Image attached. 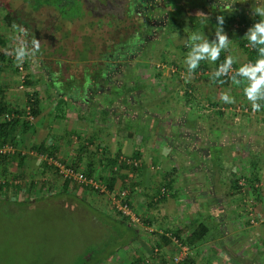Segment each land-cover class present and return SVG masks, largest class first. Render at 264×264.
Wrapping results in <instances>:
<instances>
[{
    "label": "crops",
    "instance_id": "0c3cea01",
    "mask_svg": "<svg viewBox=\"0 0 264 264\" xmlns=\"http://www.w3.org/2000/svg\"><path fill=\"white\" fill-rule=\"evenodd\" d=\"M198 1L202 4L205 1L204 6L213 13L233 1L227 6L239 9L236 18L259 19L252 13L258 0H244L243 3L240 0H195ZM213 23L212 40L215 39L217 21ZM246 31L237 29L228 35L232 43L224 57L235 56L237 63L233 65L236 67L254 62L258 57L255 49L241 46V41H247L243 38ZM4 52L1 67L9 60ZM200 64L205 63L201 61ZM197 71L188 77H197ZM96 78L93 81L88 77L92 85L99 81L98 87H90V94L85 96L87 101L77 103L65 93L51 91L48 84L45 85L47 78L31 77L35 85H29L30 91L38 94L39 112L24 131L30 136L27 139L29 145L25 143L29 150L19 155L22 157L20 163L19 158L7 162L8 174L15 180L9 181L2 176L11 195H17V199L31 195L30 187L36 181L29 183V180L44 173H51L49 177L43 176L51 189L49 193L42 191L44 195L67 193L70 183L64 184L60 178L51 185V178L57 174L32 153L36 151L31 148L40 147L41 152L55 157L57 154L56 158L81 170L91 169V174L96 177L111 176L114 178L113 189L129 187V202L139 217V224L98 210L106 220L126 227L128 232L124 238L125 246H122L124 251H133L130 255L124 251L118 255L117 247L108 252L105 260L114 263L117 259V264H169L174 247L163 234L168 231L190 241L189 254L181 264H264V108L254 113L237 112L239 117L233 118L231 112L219 111L218 106L211 107L209 112H201L199 108L191 109V105H181L180 100L176 101L183 99L179 91L169 92L162 99L160 91L144 88L146 77H135L137 82L130 77L125 85L122 82L127 77L118 81L113 77ZM10 79L14 81L13 77H0V97L7 105L14 106L17 97L13 95ZM39 80L43 89L36 86ZM229 85L230 95L235 98L232 104L249 106L250 102L243 95V84L235 85L230 81ZM54 98L56 105L70 102L72 106L69 107L83 108L87 115L77 116L73 112L68 119L59 118L49 106ZM89 106L93 108L92 113L88 112ZM16 128L11 135L13 142L20 137ZM121 156L136 158L138 164L117 163ZM24 174H27L25 179ZM29 174L36 175L30 177ZM239 178L244 181L243 190L237 185ZM161 187H165V192L159 197ZM33 191L37 193V190ZM247 196L253 200L258 219L254 226L247 225L243 213ZM206 219H211L217 228L215 236H209ZM197 232L198 237L192 239V233ZM150 244L152 248H149ZM154 247L157 251L152 253Z\"/></svg>",
    "mask_w": 264,
    "mask_h": 264
},
{
    "label": "rangeland",
    "instance_id": "374dc122",
    "mask_svg": "<svg viewBox=\"0 0 264 264\" xmlns=\"http://www.w3.org/2000/svg\"><path fill=\"white\" fill-rule=\"evenodd\" d=\"M125 1L126 0H83L82 8L84 11L82 15L84 16L81 19L64 23L63 18H61L56 19V22L50 23L57 24V30L60 29V31L55 30L56 28L49 30V32L53 34V39L61 38L63 39L62 43H64V46L59 43L52 51V53L57 54V49H60L65 56H62L61 60L64 58L68 61L64 65L65 69L63 68V73L65 74L64 86H72L75 83L74 87H82L80 90H86L83 88L90 87L88 83L89 79L85 78L86 71L90 72V78L93 79L96 72L93 70L95 65L93 67L92 64H94V59H98V54L107 55V52H112L114 47L121 45H123V47L126 45L129 46L130 42L135 39L136 35L129 36L134 29L132 27L134 23H132L133 20L131 21L130 17L132 19H135V17H133L131 13L130 17H127L129 15L126 10H129V7H124ZM133 1L134 0H132V3ZM6 2L12 8L14 15L19 13L17 18L20 20L15 23L19 25L24 24L23 26L27 27L29 32L31 29L30 27H33V29L36 30L34 36L38 40L42 31L45 32L43 28L46 27L45 24L49 23L55 15V12L46 6L31 10L22 0H6ZM157 2L159 5L158 10L155 11L156 15H158L159 18L163 17L162 21L156 26L158 32L149 33L151 29L149 23L146 21L147 25H145V23L142 22V34H147L144 35L146 36V43L142 44L143 46L141 45L142 48L138 50L137 54L128 59V61L131 62L130 69H125L126 71L123 69L122 73L118 71L117 77L113 79L118 81L121 77H127L124 78L122 82V84L125 85L130 77L135 79H132L134 82L138 81V78L135 77H146L144 88H148L153 92L160 91L163 93L161 94L163 95L161 96L162 99H164L169 92L171 94L173 91H179L183 99H176V101L180 100L179 103L184 106L191 105V109L199 108L201 112H209L211 107L218 106L219 111L231 112L230 114L233 118L239 117L237 112L249 113L250 111V113H254L251 104L249 106H241L238 104H225L221 101V92L227 90L223 87V84L221 85L218 81L214 82L210 79L214 72L211 62L204 61L205 64H201L204 65L205 68L197 71V77H188V75H186L187 67L184 64V58L189 51L186 47L188 36L192 32H202L205 36H208V39L211 41L212 39L210 36L214 29L213 21H216L218 15H223L224 20H228L225 21L223 25L227 35L234 33L232 31L237 29L232 26V22L240 20L236 18L240 12L237 7L228 8V6L232 5L233 1H229V3H226L225 7L218 8L214 13L210 8L204 6L205 1L203 4L199 1L197 3L195 0L194 2L191 0L155 1V3ZM1 3L0 0V5ZM102 3L106 5L102 6ZM79 10L80 8H77V11ZM198 13H203L207 18ZM3 15L4 11L0 6L1 53L15 44L14 30L12 27L10 28L5 25ZM244 20L251 21L252 18L250 20H248V18ZM108 23L110 26H108ZM238 29L240 30L242 28ZM89 41H91L94 49L86 51ZM248 46H246L247 49L250 47ZM44 51L45 49L41 51V53ZM76 55L79 57L77 58V63H70V58H76ZM80 55L84 56L85 59H82ZM7 56L9 60H6L2 67L0 65V77L6 76L14 78V81L13 79L9 81L13 86V95L17 97L16 105H19L22 104L24 100V93L30 91L31 85H35L32 81L30 84H25L26 78L30 80L31 77L41 78L42 76L35 60L26 59L21 65V69L18 70V65L14 58L9 55ZM44 61H48L46 65H49L50 60ZM113 61L115 63L112 62L111 64L117 66L119 60ZM120 66L121 65H119V67ZM67 74H73L74 76ZM20 77H23L21 78L22 81ZM74 77H84V84L80 83L81 79L77 84V79ZM161 77H166L167 79L164 80ZM52 79L54 80L55 77ZM95 79L97 78L95 77ZM95 79H93V81ZM154 79H157V81L152 82ZM190 79H192V82H189ZM230 81L231 79L224 85L229 89V92L231 90V86L229 85ZM39 82L36 86H39V89H43V83L41 84L40 80ZM189 83H191V85L188 89L193 97L190 99V102L184 97V91H187L186 84ZM86 84L88 86H86ZM112 85L113 90H116L114 88L115 85ZM52 93L55 94L54 92ZM194 97L197 98L195 99ZM51 102L49 104L50 108H52L51 112H55L59 118L63 117L68 119L72 116L73 112H75L77 116L87 115V111L83 108L74 109L69 107V105L72 106L70 102H67L66 105H63V103L56 105L55 102L57 101H55V98ZM244 108H246L245 111ZM92 109L93 108L89 106L88 112L92 113ZM102 113L103 111L100 112L101 116ZM234 113H237V115L234 116ZM220 116L222 117V115H219V118H221ZM16 132L20 136L19 139H17L18 141L8 142L19 151L17 154L19 156L21 155L20 151L26 152L29 150V148H26L30 143L27 141L30 136H26L24 131H21L19 127L16 128ZM38 160L40 162L43 161L42 159ZM49 174L51 175V173L37 174L38 176L29 180V183L33 182V180L36 181L34 185L32 184L30 187L33 192L31 195L17 199V195L12 196L11 190L8 187L5 196H0V199L6 198L5 201L0 200V264H117V259L112 263L109 259L105 260V256L108 252H112V250L115 251L117 247V254H122L125 250L123 247L125 246L124 238H126L128 231L126 227L122 226L120 223L118 224V222H114L111 219H109L110 221L106 220V216L100 214L101 211L98 209L117 216L113 210H110L111 207L108 200L104 196L98 195L88 189H78V187L74 185L68 188L67 193L44 195L45 193L42 192L40 187L47 181L46 177L43 176L49 177ZM24 175L26 176L23 179L27 178V174ZM29 175L31 177L36 174ZM4 178L9 179V181L15 180L8 174H6ZM21 178L22 177L16 178V180H20ZM51 179V185H55V182L57 183L60 177L54 175ZM19 180L17 181L19 182ZM39 184H41L40 187H38ZM14 185L15 184H13V186ZM48 188L50 189L49 186ZM33 189L37 190V193H34ZM77 192L79 194H77ZM1 195H3V193H1ZM18 201H25L23 208H20V206L18 208L17 203H15ZM45 203L48 204L45 205ZM94 206L97 207L96 209L94 208L95 210L93 209ZM205 225L209 228V236H215L217 234L216 232H218V230L214 227V223L211 219H206ZM113 232H115L116 235H114ZM149 248H152V244L149 245ZM132 251L133 250L127 249L124 252H128L130 255Z\"/></svg>",
    "mask_w": 264,
    "mask_h": 264
},
{
    "label": "clouds",
    "instance_id": "9594fccd",
    "mask_svg": "<svg viewBox=\"0 0 264 264\" xmlns=\"http://www.w3.org/2000/svg\"><path fill=\"white\" fill-rule=\"evenodd\" d=\"M240 2L243 3L244 0H240ZM252 13L259 19L247 29L243 38L248 41L251 48L257 51V59L233 69L232 66L237 63V58L228 55L223 63L214 70L212 78L222 84L224 81L220 78L231 73L230 79L233 84H243V95L250 102L252 111L259 112L264 108V0H258ZM198 14L205 16L203 13ZM216 21L215 39L210 41L202 32H192L188 36L186 47L189 51L184 58L188 76L195 72L201 61L215 63L222 51L229 50L232 40L224 31V16L218 15ZM12 29L15 33V44L5 49V53L12 56L18 66L22 65L26 59L35 60L41 50V41L23 25L13 23ZM220 99L225 104L235 102V98L230 95L229 91L221 92Z\"/></svg>",
    "mask_w": 264,
    "mask_h": 264
},
{
    "label": "flooded vegetation",
    "instance_id": "af4514ba",
    "mask_svg": "<svg viewBox=\"0 0 264 264\" xmlns=\"http://www.w3.org/2000/svg\"><path fill=\"white\" fill-rule=\"evenodd\" d=\"M155 1H157V0H137V1L134 0L133 3H132V0H126L125 1L124 7L125 6L129 7V10H126L127 14L131 13L132 16L135 17V19H132L130 17V14H128L129 16H127V17H130L131 21L132 20L134 21V22L132 21V23H134V25L132 26L134 29H133L132 33H130L129 36L136 35V37L133 41L130 42L129 46L128 45H126L125 47H123V45L116 46L113 48L112 52H109V53L107 52V56H106V54H98V57H97L98 59H94L95 61L97 60L96 63L94 61V64H92L93 67L95 65V68H93V70L96 72L93 77H105V78L106 77H113L114 78V77H117L118 71H120V73H122L123 69L124 70L130 69L131 62H129L128 59H130L135 54H137L138 50H140L142 48V46H143L142 44L146 43V36H144V35H147V34H145V33L142 34V30H143V27L141 26L142 22H144L145 25H147L146 21L149 23V25L151 27L149 33H152V32L157 33L158 32L156 30V26H158V24L162 21L163 17L159 18V16L156 15L155 11L158 10L159 4H158V2L155 3ZM105 5L106 4H104V6ZM46 7H49V6H46ZM136 7H138V8H136ZM54 17H56V16H54ZM54 17H52V20L49 23L45 24L46 27H43L45 29V32L42 31L39 40L41 41V49H42L41 51H43L44 49H45V51L42 53L40 52V54L37 55V58L35 59V61H36L37 66L39 67L41 76L48 79V81L45 82V85L48 84V87L54 92L56 91L57 93H60V94L65 93V94L71 96V99L73 101L77 100L76 101L77 103H82L83 100L85 99V96L90 94V89H91L90 87L95 86V88H97L99 85V81L95 82L94 85H92L88 81V83L90 84V87L83 88L86 90H80V89H82V87H80V88L77 86L74 87L75 83L72 86H64L63 85L65 83L64 82L65 81V78H64L65 74L63 73V68L65 69L64 65L68 61L65 60L64 58L61 60V57L62 56L65 57V56L60 51V49H57V54L52 53L55 46H58L59 43L64 46V43H62L63 39H61V38L57 39L56 38L54 40L53 34H51L49 32V30L53 29L52 26L54 23L53 24H50V23L55 22ZM110 19H111V17H110ZM110 24H111V21H110ZM110 24L108 23V26H110ZM160 27H161V25H160ZM30 28H31L30 33L35 34L36 30L33 29V27H30ZM55 30H57V29H55ZM57 31H60V29ZM87 47L88 48H86V51H88L90 49H94L91 41L88 43ZM80 57H82V59L83 58L85 59L84 56L80 55ZM77 58H79L78 55H76V58H74V57L70 58L69 62L75 64V63H77ZM44 60H50L49 65H46V63L48 61L46 62ZM113 60H119L117 66H115V64L114 65L111 64L112 62L115 63ZM119 65H121V66L119 67ZM67 75L74 76L73 74H67ZM53 77H55L54 80L52 79ZM87 77H91L89 71H86V77L85 78H87ZM83 78L82 79L80 77L75 78V79H77L76 83L78 84L79 79H81L80 83L84 84L85 79H83ZM105 78H101V79H105ZM87 84H86V86H88ZM72 87H74V88H72Z\"/></svg>",
    "mask_w": 264,
    "mask_h": 264
},
{
    "label": "built area",
    "instance_id": "2783aa9c",
    "mask_svg": "<svg viewBox=\"0 0 264 264\" xmlns=\"http://www.w3.org/2000/svg\"><path fill=\"white\" fill-rule=\"evenodd\" d=\"M258 21V19H252L251 21H243L241 23L238 22H232V26L235 29L238 28H249L252 26L254 22ZM246 22V23H245ZM249 44L247 42L244 43V46H248ZM249 47V46H248ZM250 48V47H249ZM233 69H236L238 67L232 66ZM218 68V67H217ZM17 69H21V65L17 66ZM215 70V69H214ZM231 73H229L228 76L230 77ZM23 77H20V79ZM22 81V79H21ZM27 110V108H26ZM246 110V108H244ZM28 111V110H27ZM26 111L28 119L31 121L33 117H31L28 112ZM13 114L11 112H4L3 114H0V120L2 121H8ZM18 150L15 149V147L9 143V142H0V156L1 155H14L15 153L18 154ZM22 154V152L20 151ZM36 156H38L40 159L43 160L44 163H46L48 166L52 168V170L62 179L68 181L70 185H74L78 187L79 189H88L94 193H97L98 195L104 196L111 207V209L121 218H124L125 221L131 224H139L140 220L139 217L136 215V213L133 211L130 202H129V187L123 186L118 189H109L108 186L100 180L98 177L94 176L93 174L88 175L84 172V170H81L75 166H73L71 163L63 162L56 158L55 156H52L46 152H33ZM124 162L126 164L135 166L138 164V160L136 158H129V157H118L117 163ZM1 169V167H0ZM4 179L2 175H0V183H3ZM18 182V181H17ZM128 180H126V183ZM41 184H39L40 187ZM237 185L239 186L240 190H243L244 188V181L242 178L237 179ZM42 191H47L49 193V188L47 184H43L41 187ZM165 192V187H161L159 190L158 196H162ZM243 213L246 219V223L249 226H254L257 224V217L254 211L253 207V200L251 196H247L244 199V205H243ZM165 237L169 239L170 244L174 247V252L170 257L169 264H181L182 261L188 256L189 254V248L188 245L185 243L184 239L179 237L173 232H163ZM157 249L154 247L152 249V253H155Z\"/></svg>",
    "mask_w": 264,
    "mask_h": 264
},
{
    "label": "trees",
    "instance_id": "16d2710c",
    "mask_svg": "<svg viewBox=\"0 0 264 264\" xmlns=\"http://www.w3.org/2000/svg\"><path fill=\"white\" fill-rule=\"evenodd\" d=\"M23 3H25V5L28 6V8H30L31 10H36L39 7H44V6H49V8H51L54 12L56 17H54V20L56 22V19H61L63 18L64 23L69 22V21H74V20H78L81 19L84 15H82L84 9L82 8V1L83 0H22ZM1 9L4 11V15H3V21L5 23V25L7 27H12V24L19 21L20 19L17 18V15L19 13H17L16 15H14L12 8L9 6V4L6 2V0H1ZM102 6H104V3H102ZM77 8H80L79 11H77ZM81 11V13H80ZM80 13V14H79ZM130 14V13H128ZM132 15V14H131ZM245 20L241 19L238 20V23H241ZM246 23V22H245ZM24 25V24H23ZM57 24H53L52 28H58ZM29 27V26H28ZM27 28V27H26ZM248 28H242L240 29L241 31H245ZM90 42V41H89ZM245 41H241V46L244 47V49H247L244 46ZM251 48V47H250ZM249 48V49H250ZM128 49V48H127ZM41 52V50H40ZM225 52L226 51H222L220 54L219 59L213 64V69H216L221 63H223L224 59H225ZM107 56V55H106ZM252 58V57H251ZM0 60H3V53L0 52ZM204 65H201L195 70H203ZM88 78V77H87ZM210 79H212V81L217 82L216 80H214L213 78L210 77ZM220 79H222L224 81L223 86L226 85L228 83V81L230 80V77H221ZM31 80H28L26 78L25 80V84H30ZM221 84V83H219ZM221 84V85H222ZM187 85V91H184V97L186 100H190L191 97V93L189 91V86ZM23 102L22 105H15L14 107L7 105V103H5L2 99V97H0V114H3L4 112H11L13 114V116L8 120V121H2L0 122V142H12L13 141V136L12 135V131L14 128L16 127H20L21 131H25L27 129V127L29 126V122L30 120L27 117L26 111L28 112V114L31 117H34L38 114L39 110H38V103H39V98H38V94L36 91H26L24 93V98H23ZM27 108V110H26ZM32 150L36 151V152H40L41 148L40 147H33L31 148ZM13 158H19L18 162L20 163L21 160V156H18L17 153H15L14 155H1L0 156V175H2L3 177L8 174V171L6 169V165L8 160H12ZM86 174L91 175V169H87L84 171ZM9 175V174H8ZM11 177V175H9ZM13 178V177H12ZM98 178L100 180H102L103 182H105V184L108 186L109 189L112 188V183H113V179L111 176L108 177H102V176H98ZM63 182H65L64 184L68 183V181L63 180ZM7 182L4 180L3 183H0V189H1V193H3V195L0 196L3 197L5 196V193L7 192ZM39 187V186H38ZM64 194V193H63ZM161 197V196H159ZM0 200L5 201L6 198H1ZM25 201H18L15 202L18 205V208L20 206V208H23ZM48 203H45V205H47ZM6 209V208H5ZM124 219V218H122ZM199 232L197 233H192V239L197 238L198 237ZM185 243L187 245L190 244V241L188 239H185Z\"/></svg>",
    "mask_w": 264,
    "mask_h": 264
}]
</instances>
